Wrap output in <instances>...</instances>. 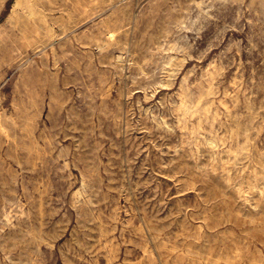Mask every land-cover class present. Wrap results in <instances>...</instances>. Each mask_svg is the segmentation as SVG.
Segmentation results:
<instances>
[{
	"label": "rangeland",
	"instance_id": "1",
	"mask_svg": "<svg viewBox=\"0 0 264 264\" xmlns=\"http://www.w3.org/2000/svg\"><path fill=\"white\" fill-rule=\"evenodd\" d=\"M0 264H264V0H0Z\"/></svg>",
	"mask_w": 264,
	"mask_h": 264
},
{
	"label": "bare ground",
	"instance_id": "2",
	"mask_svg": "<svg viewBox=\"0 0 264 264\" xmlns=\"http://www.w3.org/2000/svg\"><path fill=\"white\" fill-rule=\"evenodd\" d=\"M53 3H54V1H53ZM32 4H33V2H32ZM42 4H43V3H42ZM42 4H41V5H42ZM37 5H38V4H37ZM34 6H35V5H34ZM23 9H24V8H23ZM21 11H22V10H21ZM22 12H23V11H22ZM24 12H25V11H24ZM37 19H38V18H37ZM35 21H36V20H35ZM26 24H27V23H26ZM26 26H27V25H26ZM52 27H53V26H52ZM29 28H30V27H29ZM142 74H143V73H142Z\"/></svg>",
	"mask_w": 264,
	"mask_h": 264
}]
</instances>
